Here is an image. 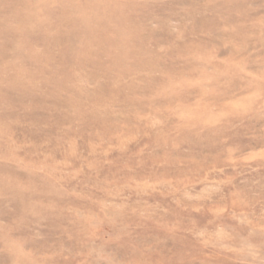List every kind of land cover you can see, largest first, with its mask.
Segmentation results:
<instances>
[{
	"label": "rangeland",
	"instance_id": "374dc122",
	"mask_svg": "<svg viewBox=\"0 0 264 264\" xmlns=\"http://www.w3.org/2000/svg\"><path fill=\"white\" fill-rule=\"evenodd\" d=\"M0 264H264V0H0Z\"/></svg>",
	"mask_w": 264,
	"mask_h": 264
}]
</instances>
